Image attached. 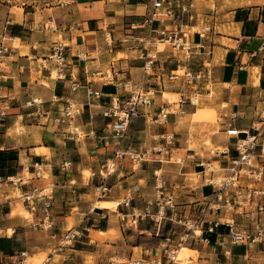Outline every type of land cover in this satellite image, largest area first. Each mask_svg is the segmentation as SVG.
Wrapping results in <instances>:
<instances>
[{
    "label": "crops",
    "instance_id": "obj_1",
    "mask_svg": "<svg viewBox=\"0 0 264 264\" xmlns=\"http://www.w3.org/2000/svg\"><path fill=\"white\" fill-rule=\"evenodd\" d=\"M150 8L149 0H58L51 6L20 8V17L13 8H0V43L4 37V44L9 46L0 63V174L22 177L23 191L49 182L56 184L55 227L49 231L33 227L28 219L14 218L17 214L12 207L16 201L10 198L9 187L0 190V228L5 233L0 235V264H13L12 260L22 251L27 252L29 258L45 253L51 256L49 264H128L135 259L159 258L165 246L162 224L145 221L134 229H125L119 216L124 209L118 207L117 202L131 195L134 206H151L156 169L161 170L165 185L174 192L176 201L188 210L186 212L199 207L204 197L212 193L211 189V193L204 194L209 186L203 183V175L197 167L201 157L210 158V155L208 152L205 156L198 154L205 152L203 144L194 148V153L189 148L192 138L202 143L208 136V132H201L203 124L191 119L194 115L195 121L212 122L214 116L203 114L206 108L196 112L194 107H187L185 116L171 113L161 125L149 124L144 117L132 119L119 147L146 152L148 160L133 165L124 159L108 174L104 167L113 157L117 140L86 138L75 143L53 120L55 111L61 107V103L52 102L56 96L59 100L69 97L82 103V115L76 118V123L84 131L99 129L110 121L101 115L100 109L84 105L87 99L84 85L89 82L93 89L101 91L104 94L101 101L107 103V96L118 92L117 81L141 80L140 50L127 46L131 44L129 34L145 33V29L134 31L131 27L143 24ZM194 8L198 17L188 27H198L200 16L204 18L203 25L210 27L205 30L203 40L197 34L189 36L212 50L209 57H194L191 64L195 69L203 59L210 64L217 94L213 104L220 112V128L217 132L214 130L210 138L214 145L228 146L230 150L228 156L210 159L216 165L215 175L223 176L235 155L233 141L225 129L230 122L236 128L249 127L256 118L260 96L264 94V0H246L234 8ZM165 25L175 27L177 24L168 21ZM58 44L63 48L60 77L54 76L55 63L48 59L52 48ZM177 61L169 49L163 51L159 73L166 75L176 69ZM99 70L112 76V80L97 79L95 74ZM156 80L157 77H150V85ZM73 83L81 85L76 92L70 90ZM160 89L156 87L154 111L163 107L160 91L165 94L164 100L169 101L168 95L176 97L179 87L166 83L165 89ZM34 97L43 101L40 116L31 115L35 108L26 107V102ZM223 104L227 110L220 108ZM232 113L237 116L234 120L230 118ZM162 135L174 138L170 161H158V155L152 152L164 143ZM64 162L71 163L66 173L60 168ZM37 165L47 173L45 178L36 177ZM85 172H89V176ZM100 185L107 188L104 193L98 192ZM99 202L110 206L102 208ZM74 227L78 228L80 237L73 246L59 247L63 236ZM8 230H12V234L8 235ZM200 245L201 254L206 246L193 243V246ZM239 249L236 251V248L235 253L244 251ZM248 250L252 258L249 264H264V245ZM219 251L211 248L210 255L216 258ZM56 257L59 260H55ZM167 262L163 259V264Z\"/></svg>",
    "mask_w": 264,
    "mask_h": 264
},
{
    "label": "built area",
    "instance_id": "obj_2",
    "mask_svg": "<svg viewBox=\"0 0 264 264\" xmlns=\"http://www.w3.org/2000/svg\"><path fill=\"white\" fill-rule=\"evenodd\" d=\"M149 0L150 11L143 24L132 25V30L145 29V33L129 34L131 44L128 49L140 50V58L143 61L142 77L139 82L133 80L117 81L115 85L118 92L107 96L109 102H102L104 94L91 87L88 82L84 85L86 94V105L88 108L100 109L104 118L109 122L99 129L84 131L82 126L76 123V118L82 115V103L73 98L59 100L56 96L52 102L61 103V107L55 111L53 120L55 124L64 128L63 133L70 137L75 143L86 138L93 140H105L113 138L117 140V147L113 157L107 160L104 167L106 174L115 169L116 163L128 159L133 165L148 160L146 152H140L133 148H120V142L125 138L131 120L144 117L147 123L161 125L166 123L171 113H184L187 107H197L205 98L213 95L212 76L210 64L203 59L198 64V69L191 64L194 57H209L212 54L210 48L205 47L201 41L194 42L189 39L190 35L197 34L201 40L205 38V30L209 26H203L202 31L187 32L178 26L188 27L197 20L194 0ZM173 21L177 25L168 27L166 22ZM187 21V22H185ZM192 28V27H190ZM1 39L0 63L3 55L8 52L9 46ZM11 40V38H8ZM107 44L111 46L109 35ZM169 49L178 59V67L166 75L160 74V55ZM181 54V57H179ZM63 48L60 44L52 48L49 60L55 63V73L60 77L62 70ZM111 72V71H110ZM97 79L102 81L112 80V76L106 75L104 71H96ZM157 77L156 82L150 85L149 78ZM179 87L177 96L173 101H165L164 93L160 91L163 107L154 111L155 96L158 94L156 87L165 89V85ZM81 88L79 83L70 86L71 92ZM260 106L256 108V118L246 128H236L233 123H228L225 129L226 135L233 141L235 155L231 158V165L226 168L223 176H217L216 165L210 158L222 155H230L228 146L221 150H209L210 158L201 157L197 163L202 173L203 183L211 187L212 193L204 197L201 205L197 208L181 209L176 201L174 192L165 185L162 172L159 169L153 171L155 180L154 202L146 208L133 205L134 198L130 195L117 202L124 212L120 213V222L125 229H134L140 222L150 221L160 225L170 222L183 228L177 241L169 243L162 248V256L159 258L131 260L128 264H167L179 263L173 255L185 244L200 242L205 246L218 248L215 264H249L252 258L250 247H262L264 245V94L259 99ZM43 101L34 97L26 102L27 108H35L31 115L40 116L43 112L40 106ZM231 120L237 116L230 115ZM92 117V115H91ZM164 143L153 148L154 155L158 161H170L172 159L171 148L174 138L171 135H162ZM193 152V149H190ZM194 153V152H193ZM71 166L70 162H64L61 170L65 173ZM37 178H45L43 169L35 167ZM23 178L19 176H4L0 174V190L9 187L30 214L32 226L42 230H52L55 227L53 212V197L56 184L49 182L43 187L32 188L29 191L22 190ZM106 187L100 185L99 193H104ZM7 199H9L7 197ZM214 236V241L212 240ZM80 237L78 228L68 230L63 236L59 247L73 246ZM166 241H170L167 237ZM166 244V243H165ZM236 248H242L241 254L235 253ZM27 252L22 251L12 260L13 264H30ZM51 256H47L40 264H49Z\"/></svg>",
    "mask_w": 264,
    "mask_h": 264
},
{
    "label": "rangeland",
    "instance_id": "obj_3",
    "mask_svg": "<svg viewBox=\"0 0 264 264\" xmlns=\"http://www.w3.org/2000/svg\"><path fill=\"white\" fill-rule=\"evenodd\" d=\"M58 0H0V8H13V11H15L18 16L20 17L22 14V9L20 8H41V7H46V6H51L55 4ZM186 2V0L184 1ZM246 2V0H194V7L198 8H217V7H222V8H234L237 5H243ZM187 22V21H185ZM195 23V21L191 22ZM203 23H204V18L200 16L199 19V26L195 28H190V27H184L183 29L187 32L193 33L195 31H202L203 29ZM169 27V26H168ZM109 37V35H108ZM18 41L16 42V45H18ZM121 56H124L121 54ZM118 57H120L118 55ZM108 74L110 75V68H108ZM54 76L56 74L54 73ZM213 89V95L211 98H205L208 99L209 102L202 101L197 107H194L195 111L197 112V109L199 108H206L203 114L205 116H214V120L212 122H206V121H195L194 120V115L192 116V121L194 123H201L203 124L201 128V132L205 133L208 132V136L204 139L202 143H199L195 138H192L191 143L189 144V148L194 149L196 147L203 144L204 147H202V151L205 149V152H199L198 154L200 156H205L207 152L211 150H216V149H222V146H217L214 145L210 136L214 134V130L216 132L219 130V122H220V112L217 110L216 105H214V101L217 98V94L214 91V87L212 86ZM169 94V93H168ZM165 95V94H164ZM169 101L175 100L176 97H173V95L169 94ZM164 99V96H163ZM161 100V99H160ZM168 101V100H167ZM220 107V106H219ZM227 110V106L225 104L222 105V107ZM214 111H213V110ZM180 116H185V113L180 114ZM45 176H47V173L44 172ZM86 175L89 176V172H85ZM211 193V188H205L204 189V194H209ZM10 198L12 200H15L16 203L13 205L12 209H14V214H17L14 218H20V219H28L30 220V214L26 211L25 207L23 206V203L16 199L15 195L11 193ZM183 207H181L182 209ZM115 209V208H113ZM181 232H183V228L180 227L179 225L170 223V222H165L164 225L162 223V229H161V234L162 238L164 239V245H168L169 243H173L177 241L180 237ZM5 234L3 231H1L0 228V235ZM7 234H12V230H8ZM169 237L170 241H166L165 239ZM166 243V244H165ZM185 247L189 249L195 248V253L190 254L189 260L185 264H215V259L211 253V248L206 246L205 251L203 253H199V249H201L200 246H193V243L190 244H185ZM182 246V247H184ZM240 249L237 248L236 251H239ZM197 251V252H196ZM162 255V253H161ZM172 256V255H171ZM47 257V254L41 253L39 255L33 256L29 259L30 264H40V262ZM55 260H59V257H56ZM200 261H203L200 263ZM123 262H126V260H123ZM180 264V263H176Z\"/></svg>",
    "mask_w": 264,
    "mask_h": 264
},
{
    "label": "bare ground",
    "instance_id": "obj_4",
    "mask_svg": "<svg viewBox=\"0 0 264 264\" xmlns=\"http://www.w3.org/2000/svg\"><path fill=\"white\" fill-rule=\"evenodd\" d=\"M98 206L104 208V207H109L110 205L105 202H99ZM192 253H195L194 250L189 249L184 246V247L179 248L172 256L180 264H185L189 260L190 254Z\"/></svg>",
    "mask_w": 264,
    "mask_h": 264
},
{
    "label": "trees",
    "instance_id": "obj_5",
    "mask_svg": "<svg viewBox=\"0 0 264 264\" xmlns=\"http://www.w3.org/2000/svg\"><path fill=\"white\" fill-rule=\"evenodd\" d=\"M3 175V174H2ZM4 176H6V175H4Z\"/></svg>",
    "mask_w": 264,
    "mask_h": 264
}]
</instances>
